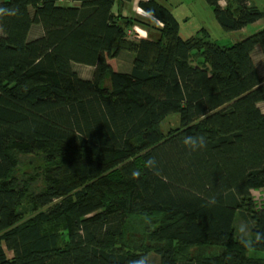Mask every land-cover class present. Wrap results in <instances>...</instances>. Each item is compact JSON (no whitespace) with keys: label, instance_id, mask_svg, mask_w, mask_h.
<instances>
[{"label":"trees","instance_id":"trees-1","mask_svg":"<svg viewBox=\"0 0 264 264\" xmlns=\"http://www.w3.org/2000/svg\"><path fill=\"white\" fill-rule=\"evenodd\" d=\"M59 1H0V264H264V27L221 45L157 0ZM219 1L224 30L264 20Z\"/></svg>","mask_w":264,"mask_h":264},{"label":"rangeland","instance_id":"rangeland-1","mask_svg":"<svg viewBox=\"0 0 264 264\" xmlns=\"http://www.w3.org/2000/svg\"><path fill=\"white\" fill-rule=\"evenodd\" d=\"M2 1V0H0ZM62 5L72 4V0H63L60 1ZM168 5H172L171 8H176L174 11L178 20L180 21V36L186 38L192 34H195L201 27L207 28L211 34V39L218 42L221 45L231 44L237 40L242 39L243 37L252 34L261 28L264 27V20H259L256 23L250 24L246 26L242 30L237 31H227L224 30L219 23L216 21L213 11L206 2V0H169ZM170 8V7H169ZM138 10V9H137ZM139 11V10H138ZM141 13V11L139 12ZM144 17L147 15L141 14ZM186 16L187 19H183ZM135 34L139 38H145L147 36V32L141 27L136 28ZM255 60L258 59V56H255ZM125 59V58H124ZM122 59V60H124ZM76 70L82 75H90V68L88 66L75 64ZM79 68V69H77ZM260 107L264 109V103L260 104ZM179 121V117L177 114L169 116L166 121L163 123V129L167 130L168 126L177 125ZM252 195L257 201L259 205L264 204V189L260 190H252ZM241 228H244L246 234L248 231L245 229L247 227L244 220L241 218L239 221ZM248 235V234H247ZM249 236V235H248ZM254 254V253H253ZM152 252L149 253V261L150 264H157L155 258L158 259L157 256ZM258 256H264L263 253H256Z\"/></svg>","mask_w":264,"mask_h":264},{"label":"crops","instance_id":"crops-1","mask_svg":"<svg viewBox=\"0 0 264 264\" xmlns=\"http://www.w3.org/2000/svg\"><path fill=\"white\" fill-rule=\"evenodd\" d=\"M60 1H63V0H60ZM59 1V2H60ZM139 0H133L132 1V3L130 4V6H124L123 7V9H122V12H123V14H137V15H141V14H144V15H147L146 17H148L149 18V14H147L146 12H144L141 8H139L138 6H137V2H138ZM157 1H159V2H161V3H163L164 5H166V6H168V7H170V9L172 10V12L174 13V15L176 16V14H175V10H176V8H171V6L170 5H168V1L169 0H157ZM253 2L259 7V8H264V0H253ZM61 3V2H60ZM219 3H220V5L221 6H225L226 5V0H220L219 1ZM117 6H114V11L115 10H117ZM139 11H138V10ZM141 11V13H139ZM141 16H143V15H141ZM177 17V16H176ZM178 19V18H177ZM183 19H187L186 18V16H184L183 17ZM145 32H147L146 30H145ZM0 34H1V30H0ZM42 34V28H41V26L40 25H38V24H35V25H32L31 26V28H30V30H29V33H28V38L29 39H33V38H37V37H39L40 35ZM257 56H258V59L260 60V55L259 54H257ZM129 55L127 54V52L126 51H120L119 52V54L116 56V58H115V61H116V68L117 69H119V70H122V71H128L130 68H131V65H130V61H129ZM125 58V59H124ZM122 59H124V60H122ZM89 68H90V75H82V74H80L79 72V75L81 76V77H84V78H89V77H91V75H92V71H93V68L92 67H90V66H88ZM77 69H79V68H77ZM262 69H264V68H262ZM264 103V102H263ZM260 104H262V103H260Z\"/></svg>","mask_w":264,"mask_h":264},{"label":"clouds","instance_id":"clouds-1","mask_svg":"<svg viewBox=\"0 0 264 264\" xmlns=\"http://www.w3.org/2000/svg\"><path fill=\"white\" fill-rule=\"evenodd\" d=\"M184 143L189 146L192 150H196L197 148H202L204 147V137H185ZM148 166L152 167L155 164L154 160H148L147 161ZM134 176H138V172L133 173ZM138 264H145L144 258L141 259V261L138 262Z\"/></svg>","mask_w":264,"mask_h":264},{"label":"built area","instance_id":"built-area-1","mask_svg":"<svg viewBox=\"0 0 264 264\" xmlns=\"http://www.w3.org/2000/svg\"><path fill=\"white\" fill-rule=\"evenodd\" d=\"M137 28V27H136ZM135 28V30L134 31H137V29Z\"/></svg>","mask_w":264,"mask_h":264}]
</instances>
